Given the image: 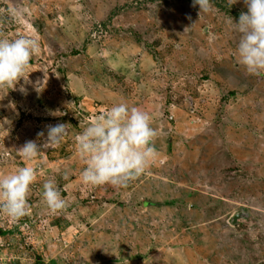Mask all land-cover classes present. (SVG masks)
Returning <instances> with one entry per match:
<instances>
[{
    "label": "rangeland",
    "instance_id": "obj_1",
    "mask_svg": "<svg viewBox=\"0 0 264 264\" xmlns=\"http://www.w3.org/2000/svg\"><path fill=\"white\" fill-rule=\"evenodd\" d=\"M223 3L0 0V38L40 43L25 80L0 85V175L37 171L30 213L0 211V264H264V75L239 62L243 0ZM120 102L152 116L158 155L127 188L84 184L75 136ZM60 123V145L18 155Z\"/></svg>",
    "mask_w": 264,
    "mask_h": 264
},
{
    "label": "clouds",
    "instance_id": "obj_2",
    "mask_svg": "<svg viewBox=\"0 0 264 264\" xmlns=\"http://www.w3.org/2000/svg\"><path fill=\"white\" fill-rule=\"evenodd\" d=\"M239 0H230L231 6ZM247 11L241 12L238 22L230 17L232 30L239 34V62L250 75H264V0H243ZM200 13L213 10L212 0H193ZM40 51L34 37L23 34L15 39L0 38V85H12L26 78L30 62ZM29 74L27 75L28 79ZM69 124L49 126L46 141L39 145L27 141L17 153L25 160L37 158L45 149L60 145L68 136ZM38 133V137H44ZM158 130L152 127V116L140 107L125 102L114 104L90 118L84 130L75 136L77 151L84 161L81 180L88 185L110 184L127 188L143 174L158 155L155 139ZM37 180L31 166L18 168L11 174L0 175V211L12 220L30 213L29 194ZM43 199L52 212L66 207L54 177L43 183Z\"/></svg>",
    "mask_w": 264,
    "mask_h": 264
},
{
    "label": "trees",
    "instance_id": "obj_3",
    "mask_svg": "<svg viewBox=\"0 0 264 264\" xmlns=\"http://www.w3.org/2000/svg\"><path fill=\"white\" fill-rule=\"evenodd\" d=\"M218 2V0H212V3H215V5L218 7V8H220L222 11H224L225 13H228V11H227V7H226V5H224V3H223V0H219V2ZM234 17H238V15H233ZM2 232L0 231V234H1Z\"/></svg>",
    "mask_w": 264,
    "mask_h": 264
},
{
    "label": "water",
    "instance_id": "obj_4",
    "mask_svg": "<svg viewBox=\"0 0 264 264\" xmlns=\"http://www.w3.org/2000/svg\"><path fill=\"white\" fill-rule=\"evenodd\" d=\"M239 217H240L239 215L233 216L232 223L234 224L239 219Z\"/></svg>",
    "mask_w": 264,
    "mask_h": 264
}]
</instances>
